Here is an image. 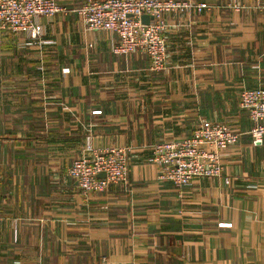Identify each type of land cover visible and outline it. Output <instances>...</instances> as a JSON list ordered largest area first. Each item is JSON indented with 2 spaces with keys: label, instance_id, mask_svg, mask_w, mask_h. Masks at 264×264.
<instances>
[{
  "label": "crops",
  "instance_id": "1",
  "mask_svg": "<svg viewBox=\"0 0 264 264\" xmlns=\"http://www.w3.org/2000/svg\"><path fill=\"white\" fill-rule=\"evenodd\" d=\"M85 1L58 0L38 40L0 33V264H264V143L239 104L264 88V0L167 14L163 71L88 29ZM202 120L240 134L223 176L160 179L152 145ZM88 137L131 147L127 181L91 196L68 173Z\"/></svg>",
  "mask_w": 264,
  "mask_h": 264
},
{
  "label": "built area",
  "instance_id": "2",
  "mask_svg": "<svg viewBox=\"0 0 264 264\" xmlns=\"http://www.w3.org/2000/svg\"><path fill=\"white\" fill-rule=\"evenodd\" d=\"M208 7V3L188 0H86L75 11L88 29L116 35L115 53L128 55L140 51L150 58L152 71H163L169 66L166 15L191 9L200 12ZM67 12L68 8L58 0H0V33L38 40L44 32L42 17L53 18ZM144 15L150 16L149 22H143ZM239 104L252 122L249 133L253 145H262L264 88L244 89ZM239 138L240 134L226 123L202 120L191 137L154 143L151 162L160 168V179L181 187L197 178H219L225 171L223 153ZM130 151L128 146L96 148L88 137L85 154L72 162L68 173L85 196L104 192L113 184L127 181ZM103 172L106 176L100 177Z\"/></svg>",
  "mask_w": 264,
  "mask_h": 264
},
{
  "label": "water",
  "instance_id": "3",
  "mask_svg": "<svg viewBox=\"0 0 264 264\" xmlns=\"http://www.w3.org/2000/svg\"><path fill=\"white\" fill-rule=\"evenodd\" d=\"M142 20H143V22H149V20H150V16L149 15H144L143 17H142ZM100 177H105L106 176V174L103 172V173H101L100 175H99Z\"/></svg>",
  "mask_w": 264,
  "mask_h": 264
}]
</instances>
